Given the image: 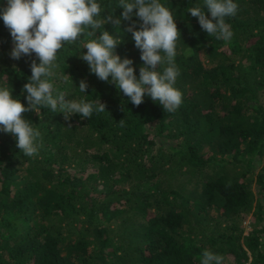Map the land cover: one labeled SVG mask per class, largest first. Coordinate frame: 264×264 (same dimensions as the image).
<instances>
[{
    "label": "trees",
    "instance_id": "trees-1",
    "mask_svg": "<svg viewBox=\"0 0 264 264\" xmlns=\"http://www.w3.org/2000/svg\"><path fill=\"white\" fill-rule=\"evenodd\" d=\"M97 2L98 18L112 15L119 26L65 45L49 79L54 97L100 101L105 112L68 121L59 108L24 113L41 133L32 157L0 131V264H200L204 250L223 264H264V0H233L229 42L187 12L199 6L211 18L204 0H160L180 33L182 104L171 113L147 95L134 106L79 58L83 41L107 31L137 79L143 66L126 31L133 22L139 30V18L123 20L119 0ZM12 48L0 18V87L27 107L23 86L39 60H14Z\"/></svg>",
    "mask_w": 264,
    "mask_h": 264
},
{
    "label": "clouds",
    "instance_id": "clouds-1",
    "mask_svg": "<svg viewBox=\"0 0 264 264\" xmlns=\"http://www.w3.org/2000/svg\"><path fill=\"white\" fill-rule=\"evenodd\" d=\"M204 5L211 18L199 6L189 7L187 12L197 18L201 29L209 36L229 42L233 32L225 18L235 16L238 5L233 0H204ZM119 7L123 9V20H131L135 15L141 21L139 30H134L135 22L126 29L143 61L139 78L134 74L133 61L121 59L115 53L120 42L107 31H102L95 39L83 41L81 48L87 51L79 58L87 62L90 72L99 80L109 82L111 77L110 82L134 106L142 104L147 95L162 105L164 111H176L182 104V93L174 87L180 75L175 63L180 33L173 13L160 0H119ZM101 11L97 0H6V7L0 10V18L12 38L10 57L18 60L22 55L35 53L39 60L38 64L36 60L31 62V77L23 86L27 93V107L13 99L7 87H0V131L16 138V146L23 155L32 157L42 146L40 131L24 118V113H38L41 108H49L55 113L59 108L68 121L73 114L90 118L94 111L105 112L106 106L100 101H65L64 93L54 97V86L49 79L55 76L57 53L65 45L75 44L81 35L94 36V32L105 23L119 26L120 19L112 15L99 19ZM89 28L92 31H88ZM161 66H164L163 70L159 71ZM87 87V83L81 80L79 91L85 93ZM223 259L221 255L204 250L200 264H223Z\"/></svg>",
    "mask_w": 264,
    "mask_h": 264
},
{
    "label": "rangeland",
    "instance_id": "rangeland-1",
    "mask_svg": "<svg viewBox=\"0 0 264 264\" xmlns=\"http://www.w3.org/2000/svg\"><path fill=\"white\" fill-rule=\"evenodd\" d=\"M248 222H249V215L244 219V221L242 223L244 225V227H245V231H247L249 229ZM245 264H250V263L246 262Z\"/></svg>",
    "mask_w": 264,
    "mask_h": 264
}]
</instances>
